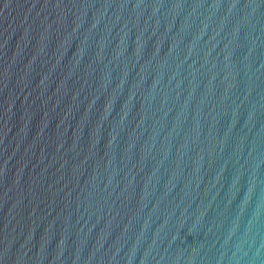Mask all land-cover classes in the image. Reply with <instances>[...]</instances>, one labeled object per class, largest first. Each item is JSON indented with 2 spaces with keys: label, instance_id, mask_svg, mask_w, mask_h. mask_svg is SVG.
I'll return each instance as SVG.
<instances>
[{
  "label": "water",
  "instance_id": "95a60500",
  "mask_svg": "<svg viewBox=\"0 0 264 264\" xmlns=\"http://www.w3.org/2000/svg\"><path fill=\"white\" fill-rule=\"evenodd\" d=\"M0 264H264V0H0Z\"/></svg>",
  "mask_w": 264,
  "mask_h": 264
}]
</instances>
